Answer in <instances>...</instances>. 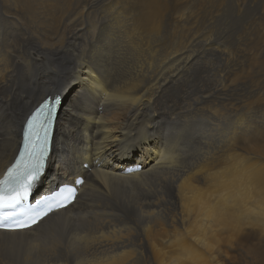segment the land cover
<instances>
[{
  "label": "bare ground",
  "instance_id": "6f19581e",
  "mask_svg": "<svg viewBox=\"0 0 264 264\" xmlns=\"http://www.w3.org/2000/svg\"><path fill=\"white\" fill-rule=\"evenodd\" d=\"M205 1L0 0V177L58 95L43 195L83 180L0 264H264V122Z\"/></svg>",
  "mask_w": 264,
  "mask_h": 264
},
{
  "label": "rangeland",
  "instance_id": "374dc122",
  "mask_svg": "<svg viewBox=\"0 0 264 264\" xmlns=\"http://www.w3.org/2000/svg\"><path fill=\"white\" fill-rule=\"evenodd\" d=\"M203 9L206 13L203 11V19L215 17L212 19L216 26L214 34L221 35L224 40L221 43L233 54L236 52L241 67L246 65V60L249 63L247 69L250 79L242 88L247 87L251 106L244 112L239 111L237 115L244 122H258L255 124L259 125V122H264V0H206ZM240 94L244 97V93ZM132 155L137 158L136 153ZM55 164L54 160L52 165ZM46 183L42 189L50 186V179H46Z\"/></svg>",
  "mask_w": 264,
  "mask_h": 264
},
{
  "label": "snow or ice",
  "instance_id": "6c2138e0",
  "mask_svg": "<svg viewBox=\"0 0 264 264\" xmlns=\"http://www.w3.org/2000/svg\"><path fill=\"white\" fill-rule=\"evenodd\" d=\"M51 112V107L44 103L28 120L25 133V153L20 160L7 168L3 177H0V229L2 230L17 231L31 227L53 208L49 204L46 211L36 212L25 220L18 219L17 210L28 199L32 186L39 179L43 168L45 145L48 139L44 120L51 116ZM41 131L43 132L42 137L40 136ZM37 141L41 142L39 148L36 147ZM76 183L82 184L83 180H78ZM65 191L67 194L57 201V207H65L75 199L76 190L74 188L68 187Z\"/></svg>",
  "mask_w": 264,
  "mask_h": 264
},
{
  "label": "water",
  "instance_id": "95a60500",
  "mask_svg": "<svg viewBox=\"0 0 264 264\" xmlns=\"http://www.w3.org/2000/svg\"><path fill=\"white\" fill-rule=\"evenodd\" d=\"M61 106H62V102H61ZM48 167H47V169H48ZM47 169H46V172H47ZM41 190H42L41 184L40 183H37L36 186L33 189V193H36V197H38V196L40 197V195H42Z\"/></svg>",
  "mask_w": 264,
  "mask_h": 264
},
{
  "label": "flooded vegetation",
  "instance_id": "af4514ba",
  "mask_svg": "<svg viewBox=\"0 0 264 264\" xmlns=\"http://www.w3.org/2000/svg\"><path fill=\"white\" fill-rule=\"evenodd\" d=\"M55 161H56V160H55ZM52 162H54V160H51V161H50V164H49V165H50V170H49V172L52 170V167H51ZM49 172H48V174H49ZM46 175H47V174H46Z\"/></svg>",
  "mask_w": 264,
  "mask_h": 264
}]
</instances>
